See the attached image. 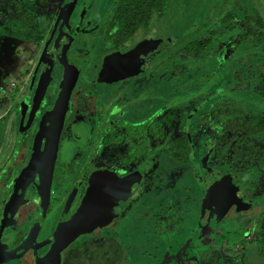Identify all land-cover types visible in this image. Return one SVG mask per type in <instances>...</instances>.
Masks as SVG:
<instances>
[{"label":"flooded vegetation","instance_id":"1","mask_svg":"<svg viewBox=\"0 0 264 264\" xmlns=\"http://www.w3.org/2000/svg\"><path fill=\"white\" fill-rule=\"evenodd\" d=\"M184 1L186 5L190 0ZM262 1L210 0L201 28L191 33V43L178 37L175 48L172 38L170 46L164 44L170 54L164 53L156 60L151 56L152 51L157 53L156 48L147 52L140 47L147 37L135 40L133 35L139 29L127 34L113 24L116 0L107 7H102L99 0L82 5H77V0H50L58 8L41 7L43 12L39 14L27 0H16L15 7L20 5L30 15L32 10L41 19V27L48 29L40 35V42H34L36 49L20 48L26 59L17 79L28 77L16 104L6 103L8 108L0 117V121L7 118L10 107H16L10 123L18 139L15 151L10 149L0 158V264H110V260L99 261L101 241L105 243L103 240L111 236L109 224L116 228L128 218L148 227L151 242L134 241L139 244V259L126 256L120 264H248L249 254L255 249L260 253L264 236V168L259 167L262 171L251 175L238 164L243 155L259 152L264 156V135L245 127L259 125L264 115V92L252 90L246 60L242 61L249 56L257 63L261 59L264 65V53L262 57V50L257 49L264 43V36L249 34L258 29L263 34ZM2 13V18L8 14ZM0 23L5 22L0 19ZM28 24L35 27L39 22ZM142 28L144 32L148 30ZM118 32L117 38H111ZM192 44L197 46L196 53L187 55L185 47ZM144 54L149 65L155 66L167 56L172 58V64L177 59L197 60L201 64L196 63L191 71L181 67L177 73L169 70L165 75L179 85L187 78L195 82L199 75L203 76L200 85L207 83L192 95L184 93L185 87L181 86L174 104H167L172 99L147 115L158 104L147 100L148 94L157 97V91L168 93L171 85L147 87V81H143L147 62L142 70L137 67ZM254 68L262 73L260 65ZM156 71L159 73V69ZM8 74L1 77L5 80ZM46 76L50 83H43ZM202 93V101L187 105L189 97L198 98ZM64 100L66 109L49 181L43 175L50 162L46 148L49 138L54 140L51 121ZM203 128L210 136L202 138L197 148L193 136ZM182 139L187 143L183 150L178 146ZM205 146H209L208 157L202 169L196 153ZM174 147L185 160L176 156ZM193 154L196 156L191 160ZM215 155L223 168L215 165ZM225 164L231 173L229 178L233 176L236 181L232 178L229 182L235 185L229 184L226 190L227 181L211 194L206 187L200 198L196 170L203 180H208L213 170L223 173ZM29 170L30 177L25 181ZM106 171L109 174L105 175ZM156 184L167 189L163 197L162 192L154 194ZM221 190L220 199L229 200L224 206L226 211H222L219 222L205 229L206 223H212L211 211L216 207L210 208V200ZM234 191L237 194L230 198ZM116 192L123 197L116 199ZM101 195L108 198L99 201V212L87 223L78 224L73 217L89 200ZM136 197L139 199L135 201ZM241 198L251 202L249 207L242 205ZM110 203L113 206L109 210ZM158 203L160 208H166L162 219L158 212L151 216L147 212L148 207ZM229 204L232 205L227 208ZM253 205L258 211L241 222L236 217L238 212H251ZM189 220L195 228L185 238L181 226ZM87 226L91 228L84 229ZM105 233L107 238L95 240ZM201 241L203 247L199 246ZM209 252L216 253L217 260L210 261Z\"/></svg>","mask_w":264,"mask_h":264},{"label":"rangeland","instance_id":"2","mask_svg":"<svg viewBox=\"0 0 264 264\" xmlns=\"http://www.w3.org/2000/svg\"><path fill=\"white\" fill-rule=\"evenodd\" d=\"M86 1H88V0H77V5H79V4L82 5L83 3H86ZM110 1L111 0H99L102 7H107L108 3ZM209 2H210V0H190L189 4L183 5L185 3V1L180 0L178 4H175V8L171 9V11H169L167 14L164 15L165 17H162L156 21H154V19H153L147 27L148 30H145L146 32H144V28H141L136 33H134L133 36L135 37V40H136V37L139 38V36H141V37L145 36V38L147 37V40L144 41L140 47L144 50H147V51H151L154 48H156L155 50H157V53H154L152 51L151 56H153L152 59L154 57H156V60H160L159 57H161L164 53L170 54L166 45H164V44H167L168 46H170L172 38L174 39V45H175L174 47L175 48H177V46H178V37L182 38L184 40V42H186L188 40V43H191L190 38L193 37V35H191V33H192V31H197V28H201V22L203 21V17H204L203 14L207 10L205 7L207 6V4H209ZM27 3H30L31 8L36 10L35 11L36 14L43 12L41 7H48L49 6L53 9L58 8V4L50 2V0H27ZM261 3L264 6V2L262 1ZM30 11H31V17H35L36 14H34L32 12V10H30ZM12 15H14V13H12ZM261 15L264 18V11L261 13ZM15 16H19V14H15ZM22 16H23V14L21 12V17ZM37 20H38L39 24H36L35 26H39L44 31L48 29V26H44L43 28L41 27V22H40L41 19L40 18L38 19L35 17L31 21L36 22ZM5 24H6L5 29L11 28L10 24H8V23H5ZM0 36H2V35H0ZM99 37H101V36H99ZM119 37H121V36H119ZM12 38H14V39H12ZM12 38L11 37H5L4 38L6 42H4L5 45H3L2 49L4 50V52H6V54H9V52H10V47H11L10 42L16 40L14 36H12ZM0 39H1V37H0ZM167 39H168V42L165 41ZM160 40H163L165 43H163L162 41L160 42ZM22 41H23L22 39H17L15 41V43L23 45V43H21ZM149 41H152L155 44L157 42H159V43L155 47ZM23 42H25V40ZM253 44H255V43H253ZM253 44L249 49L253 48ZM257 46H258V44H257ZM22 47L24 48V46H22ZM32 49H36V47L33 46ZM257 49L259 51L262 50V57H263L264 43H262V45L258 46ZM25 51H27V49H25ZM253 51L255 52L256 48H254ZM156 54H158V55L156 56ZM256 54H257V52L254 53V55H256ZM21 55H22V53L19 56L21 57ZM178 57L181 58V56H179V55H178ZM3 58L7 59V56L5 55V53L3 55ZM157 58H159V59H157ZM18 59L19 58H17V60ZM171 60H172V58L171 57L168 58V56H167L163 60L165 62L162 61L160 64H157L156 66L151 64L152 65L151 66V65H149V62H147L148 57L146 59L145 54H144L143 57L141 58V60L138 61L137 67L141 70L145 67V64L147 62V73L146 72L144 73L145 77L143 79V81H147V87L148 86H154V87L160 86L159 83H163L162 85H164V84L171 85V89L168 93L161 94L157 91V95H156L157 97L150 95V93L148 94L147 100L151 99L152 101H156V103H158V104L156 106H154L152 109H150L149 111H147V115L152 114L153 113L152 111H155L158 108V105H159V107L160 106L162 107L163 104L172 100L175 97V95H178V93L181 89V86L185 87L184 93H190V95H192L194 92H196L200 88V86H203L207 83V82H205L202 85H200L199 82L201 80H203V76L199 75L195 81L196 83L191 82V79L187 78L184 81L185 83H183L182 85H179V83L177 84L176 80L168 78L169 76L165 75V73L168 72L169 70L177 73V71H179L181 67L184 68L186 71H191L192 68L197 67L196 63H198V64H201V63H199L197 60H195L196 63L192 62V59H190V61H187V62H185V60L182 61L181 59H177V60H175V61H177V63L174 62L172 64ZM245 60H246L247 69L252 71L251 72L248 70V75L251 76V80H252V83H251L253 85L252 90L257 91L258 89H260V90L263 89V92H264V79H263V77H264V65H263V62H261L260 61L261 59H260L259 62L257 63V62H255L256 58H252L249 56H246L242 59V61H245ZM16 64L17 65L21 64V62L20 61L16 62ZM257 64L260 65V67L262 69V73L259 70L257 71V69L254 68V65L257 68ZM0 66L4 69V67L2 65H0ZM10 66H13V65L11 64ZM31 66H32V64H31ZM154 66H155V68H154ZM52 69L53 68H52V63H51V66L49 67L50 77L52 76L51 75ZM158 69H159V73H157L158 71H156ZM153 79L155 80V82L153 81ZM262 79H263V81H262ZM3 80L4 79L2 78V81ZM48 80L50 83L49 77L48 76L44 77L43 83H47ZM131 83L133 84V82H131ZM11 84H12L11 80L9 81V83H5V81H3V83H2L0 80V86L5 87V89H4L5 93L2 92V94L0 95L1 96L0 100L2 102H6V103L12 102V104H16L14 101L16 100L18 93L15 92L14 87ZM132 84L128 83V87H131ZM192 84H194V87H190ZM257 86H258V88H256ZM147 93H148V90H147ZM137 95H141V93L138 92ZM203 96H204V94L202 93L198 98H194V96L189 97L187 99V105H192L194 103H198V102L202 101ZM175 100L176 99H173L172 101L168 102L167 104L172 105V104H174ZM13 106L14 105H12L10 107V111H11L10 115H8L7 118H4L2 121H0V158L3 155H5L6 153H8L10 149L13 150V152H14L15 151L14 145H15V143H17V140H18L17 134L16 133L13 134V132H14L13 125L10 124V123H12V120H13L14 115L16 113V107L13 108ZM2 109H6V108H2ZM3 111H1L0 114ZM9 125L11 128H8ZM200 131H201V133L200 132H198V133L194 132V133H197V136H193L194 140L197 141L196 142L197 148L199 147L200 141L202 138H204V137L206 138V136H210L206 133L208 130H206V132H205V128L201 129ZM193 146H194V143H193ZM208 147L209 146H207V147L205 146V149H203L201 151L197 150L196 155L198 157V163H199L200 168H202V164H207L206 159L208 157V155H207ZM211 151H213V150H211ZM222 154H223V151H222V153L219 154V156H221ZM196 155L193 154V157L191 158V160H194ZM215 157H216V161L214 160L215 165L222 167V163H219L220 159H218V156L215 155ZM0 163H1V161H0ZM182 168L184 171L186 170V167H182ZM226 168H227V164L224 165L223 173H220V172H217L216 170H213L211 173L212 177L209 178L208 180H203V178L198 175V171L196 170V175H197L198 179H200L199 180V187H200L199 188L200 189L199 190V196H200V198H203L202 195H203V192L205 191L206 187L207 188L209 187V189H207V191H209V193L211 194V193H214L216 190H218V188L221 187L222 184H225V182H227V181L228 182L225 185H227V186L229 184L231 186L235 185L232 182H229L232 180V178L235 181V178L232 175H231L232 177L229 178V174H231V173H228ZM107 174H109L108 171H106L105 175H107ZM248 179H249V177L247 178V180ZM240 181H241V183L245 182V181H242L241 179H240ZM155 188L158 189V190H155V192H154L155 195H158L159 194L158 192H162L161 196L163 197V195H165L167 192V189L165 188V186H162L160 184H156ZM210 194H208V198L211 196ZM148 197H151V196L147 195V198ZM243 198H241V200H243ZM137 199H139V198L136 197L135 201ZM228 201L229 200H226L223 203H220L219 205H217L216 207H213V209L211 211L213 213V215H211V217H213V221L210 224L206 223L205 229L208 228L209 226H211L212 224H216L217 222H219L220 218L223 215L222 211H226L224 206L226 205V203ZM164 202H167V200H164ZM206 202H207V200H205V203ZM124 203H125V201L122 202L121 205ZM205 203L203 202V204H205ZM160 204L158 203L156 206L152 205L151 207H148L147 212L148 211L151 212V214L149 216H151L155 212L159 213V216H161V219H162V217L165 216L164 211H166L165 210L166 208L163 209L164 205L162 206V208H160V206H159ZM250 204H251V202L248 201V199L247 200L244 199L242 202V205H244L245 207H249ZM231 205L232 204L227 205V208L230 207ZM234 205H236V203H233V206ZM252 207H253V210L251 212H246V213L241 215L242 211H239L238 214L236 215V217L238 216L239 220L241 222L244 221V219L247 216H249L250 213L255 214L258 211V209L254 207V205ZM229 210L230 209H228V211ZM231 214H232V211H231ZM228 219H230V218H228ZM136 220L128 218L127 220L124 221V223L122 225H118L116 228H114L115 226L113 225V223L109 224L108 229L109 230L111 229V231L108 233H111V236L108 239H104V238L108 237L107 233H105L103 235H97L96 236L95 240H100V239H104L103 241L106 240L105 243L101 241V243H102L100 246L101 250H99V252H100L99 261L100 262L110 260L111 261L110 264H120L121 263L120 261H122L121 258L126 257V256L128 258H130V257L133 258V260L139 259L140 255H139V251L137 250L139 244L137 242L147 243L149 241V243H150L151 240L148 237L151 236V232H147L148 227L146 229L141 222L136 221ZM230 221H233V219H230ZM194 228H195V225H194V223L192 225L191 220L184 223L181 226V230L183 231V237L189 238V236L191 235L192 230ZM184 234H187V235L185 236ZM167 240H174V239L173 238H167ZM134 241H137V242L135 244H133ZM124 243L126 245H129V247H126L124 245ZM261 245L258 248V251L260 253H257L256 252L257 249H255L256 251H253V253L249 254L246 257V261L248 264H264V252H263L264 251V236L261 239ZM199 246H201V247L204 246L202 244V241L200 242ZM122 253H123V255L120 257L119 255ZM257 255H258V257H256ZM90 257H92V256H90ZM90 257H89V259H90ZM207 257L210 258V261L212 259L217 260L216 253L209 252ZM89 259L87 261L88 263H89ZM90 261L93 263H96L94 261V259H92V260L90 259ZM132 264H139V263H132ZM220 264H222V263H220Z\"/></svg>","mask_w":264,"mask_h":264},{"label":"trees","instance_id":"3","mask_svg":"<svg viewBox=\"0 0 264 264\" xmlns=\"http://www.w3.org/2000/svg\"><path fill=\"white\" fill-rule=\"evenodd\" d=\"M117 4L114 5V14H113V24L118 25L119 30L124 31L125 33L134 32L136 29H140L142 27H148L151 21L159 20L164 15L167 14L171 9L175 8L176 0H116ZM16 0H0V19H3V22L11 25L10 29H5V23H0V35H9L14 36L15 38L22 39L23 41L31 46L34 45V42H40L42 40V30L39 26H31V21L35 17H31L26 11H22L20 5L15 7ZM23 16L21 17V12ZM2 12H8V14L2 18ZM14 13V15H12ZM184 13V12H183ZM15 14H19V16H15ZM11 21V22H10ZM264 28V26H263ZM113 29V28H111ZM260 31V32H259ZM120 32L115 33V36L111 38H117ZM133 34V33H132ZM249 34H255V37L264 36L261 30L258 31L251 30ZM130 35V34H129ZM190 38V37H189ZM193 38V37H192ZM190 38V39H192ZM24 42V44H25ZM151 42L155 47L157 46L154 42ZM197 45V43H196ZM27 48V47H26ZM203 48V46H201ZM185 51L191 56L196 53L197 46L193 44L191 46H186ZM24 54V53H23ZM10 75V74H8ZM10 80L9 77L6 78L8 82ZM17 89V88H16ZM247 123V122H246ZM259 125L249 126L245 125L246 129L249 131H253L252 133H261L264 135V115L262 119L258 122ZM186 140L182 139L178 146H182V150L186 148ZM235 146L233 147V151H235ZM173 151H176L175 154L179 158H183L181 160H185L184 156L180 155V150L176 147L173 148ZM179 151V152H178ZM240 162L238 164V168L243 169L250 173L251 175H257L264 168V156L257 153H250L246 156H240ZM259 167H263L259 170ZM264 177V174H263Z\"/></svg>","mask_w":264,"mask_h":264},{"label":"water","instance_id":"4","mask_svg":"<svg viewBox=\"0 0 264 264\" xmlns=\"http://www.w3.org/2000/svg\"><path fill=\"white\" fill-rule=\"evenodd\" d=\"M161 42V41H160ZM159 42L156 43V45H158ZM148 52V51H147ZM75 81V79H74ZM66 100L63 101V103L61 104L60 108L58 109L57 113L54 115L52 121H51V129L53 132V141H51V139L49 138L48 141V145L46 148L47 154L50 157V162H49V166L47 168V172H43V175L50 181L51 179V174H52V166H53V162H54V157H56V153L58 150V137L60 134V130L62 127V123H63V111L65 112L66 109ZM64 106V107H63ZM30 170L27 171V173L24 176V180L27 181V178L30 177ZM26 185V184H25ZM226 190H229L228 186H225ZM235 190V189H233ZM221 192L222 190L219 192L218 196L215 195L213 198H211L210 200V208L213 206H217L219 205L221 202H223V198L220 199L219 196H221ZM237 194L236 191H234V193L230 194V198L235 197V195ZM116 199H121L123 196L120 194V192H116ZM108 198V196H103L101 195V197H94V199L89 200V202L87 203V205L84 207L83 210H81L77 215H75L73 218L76 219L78 224H85L87 223V220L94 216L96 213L99 212V201L104 202L106 201ZM107 204H104V206H106ZM113 204L110 203V207L109 210L112 208ZM110 212V211H109ZM73 219V221H74ZM95 222V221H94ZM92 226V225H91ZM91 226H87L84 229H90ZM42 260V259H40Z\"/></svg>","mask_w":264,"mask_h":264},{"label":"crops","instance_id":"5","mask_svg":"<svg viewBox=\"0 0 264 264\" xmlns=\"http://www.w3.org/2000/svg\"><path fill=\"white\" fill-rule=\"evenodd\" d=\"M0 37H1V39H0V65H2L4 67V69H3L0 66V80H1L2 83H3V81H5V83H9L10 80L11 81L13 80L16 83V85L14 87V90H15V92L18 93L24 86V79L28 77V76H26L24 78V76L22 75L21 78H19V80L17 79L18 77H20V73H22V70L25 67L24 66V60L26 59L25 55L22 53L20 48H23L22 46L27 47V48H32L33 45L27 46V45H30V44H28V42L24 44L23 41L21 42V43H23V45L22 44H16L15 41H11L10 42V46H11L10 47V52H9V54H6V52H4V50L2 49L3 45H5L4 42H6V41H5V39L2 36H0ZM4 53L7 56V59L3 58ZM21 53H22V55L20 57L19 55ZM17 58H19V59L17 60ZM19 61L21 62V64L17 65L16 62H19ZM11 64L13 66H10ZM29 71H31V70H29ZM5 73L6 74H8V73L10 74V75H7V77L10 78V80L8 82L6 81V79L2 81V77L1 76H3ZM19 86H20V89H19ZM4 89H5V87L0 86V95L2 94V92H4ZM2 108H8V107H7L6 102H2L0 100V112L4 110ZM0 117H1V114H0ZM261 203H264V201H261Z\"/></svg>","mask_w":264,"mask_h":264},{"label":"built area","instance_id":"6","mask_svg":"<svg viewBox=\"0 0 264 264\" xmlns=\"http://www.w3.org/2000/svg\"><path fill=\"white\" fill-rule=\"evenodd\" d=\"M11 82H12L11 85H13V87H15L16 83L13 80Z\"/></svg>","mask_w":264,"mask_h":264}]
</instances>
